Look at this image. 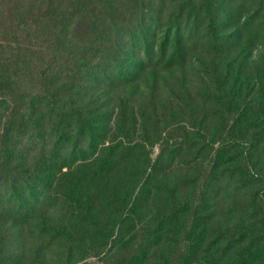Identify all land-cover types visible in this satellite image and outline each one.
<instances>
[{"label": "trees", "instance_id": "obj_1", "mask_svg": "<svg viewBox=\"0 0 264 264\" xmlns=\"http://www.w3.org/2000/svg\"><path fill=\"white\" fill-rule=\"evenodd\" d=\"M260 157L264 0H0V264H264Z\"/></svg>", "mask_w": 264, "mask_h": 264}, {"label": "rangeland", "instance_id": "obj_2", "mask_svg": "<svg viewBox=\"0 0 264 264\" xmlns=\"http://www.w3.org/2000/svg\"><path fill=\"white\" fill-rule=\"evenodd\" d=\"M218 20L221 21V22L224 21V19L222 17H219ZM203 28H205L203 22L202 23L201 22L197 23L196 35L197 34L199 35L201 33V31H203ZM192 33H193V31H192ZM198 44H199V40L196 41L195 35H194L190 39L188 45H186L188 47V51H186V56H185L184 61L182 63L177 64L176 66H174L173 70L171 71L173 77H172L171 74L168 75L165 72H159V76L160 77H164L167 74L168 81H169L170 84H172V80L174 78L178 79V78L184 77V73H185V75L187 74L186 69L188 67H195L196 66L195 64L197 63V60L203 59V57L205 55V52H206L205 45L199 46ZM155 60H157V59H155ZM166 61H167V59H166V56H165L163 58L162 62L166 63ZM149 71H150L149 68L145 69L143 71V73L141 74L140 80L136 84H128V85H126V87L129 89L128 91L131 92V97H133V99L138 98V100H136L137 103L142 102L141 101L142 97L150 90V86L154 85L155 84L154 81L157 79V77L153 76ZM160 82H163V80L161 79ZM136 85H137V87H136ZM137 93H138L139 97H138ZM164 94H166V92H164ZM156 149H157V146L154 143L152 150L155 152ZM260 158L264 161L263 157H260ZM251 159L254 160L255 157L253 156ZM174 174H175L174 171L168 173L169 176H172ZM186 195H189V194L186 193Z\"/></svg>", "mask_w": 264, "mask_h": 264}]
</instances>
